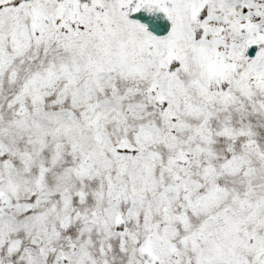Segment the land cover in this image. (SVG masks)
Wrapping results in <instances>:
<instances>
[{
    "label": "snow or ice",
    "instance_id": "snow-or-ice-1",
    "mask_svg": "<svg viewBox=\"0 0 264 264\" xmlns=\"http://www.w3.org/2000/svg\"><path fill=\"white\" fill-rule=\"evenodd\" d=\"M0 264H264V0H0Z\"/></svg>",
    "mask_w": 264,
    "mask_h": 264
}]
</instances>
